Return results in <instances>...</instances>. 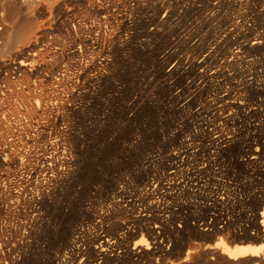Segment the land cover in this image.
I'll return each mask as SVG.
<instances>
[{
    "label": "bare ground",
    "instance_id": "bare-ground-1",
    "mask_svg": "<svg viewBox=\"0 0 264 264\" xmlns=\"http://www.w3.org/2000/svg\"><path fill=\"white\" fill-rule=\"evenodd\" d=\"M149 108L179 147L92 206L87 135ZM0 264H264V0H0Z\"/></svg>",
    "mask_w": 264,
    "mask_h": 264
},
{
    "label": "rangeland",
    "instance_id": "rangeland-1",
    "mask_svg": "<svg viewBox=\"0 0 264 264\" xmlns=\"http://www.w3.org/2000/svg\"><path fill=\"white\" fill-rule=\"evenodd\" d=\"M123 73V72H122ZM121 77L123 78V74ZM198 107H190V111L197 110ZM99 112L97 105L91 108L90 116L95 117ZM102 116V115H101ZM204 115H202V118ZM131 121L127 122L121 118L117 110L111 111L105 124L97 133L94 132L89 138V148L85 150L83 159V172L80 177L81 190L91 188L89 201L92 206H102L107 202L111 194L112 179L125 178L129 180L131 186L142 188L146 177L139 172L138 162L144 155H150L156 159L166 156L171 150L177 149L180 138H172L171 136L157 137L159 131H171L176 124L182 126L178 118L161 112L156 108L142 110L135 116H131ZM45 123V120H43ZM76 124L79 127L80 121L76 123V116L69 117L68 120L60 125L62 130L73 128L76 132ZM196 127V126H195ZM194 127V130H195ZM81 127H79L80 129ZM193 130V129H192ZM191 130V131H192ZM199 129L196 128V131ZM183 127V133L179 136H192V132ZM159 134V133H158ZM131 137L139 139V143L134 147H130ZM197 152L199 153V163L197 169L203 168L202 162V144L200 139H196ZM111 144V145H110ZM127 146V151L122 148ZM226 165L223 181L230 182L233 177L242 174L237 163L227 161L223 158ZM226 159V160H225ZM136 164V165H135ZM239 177V176H238ZM217 179L221 177L216 176ZM242 177H239V179ZM206 181L204 175H201L200 182L203 185ZM76 218V212L70 215ZM87 221V220H85Z\"/></svg>",
    "mask_w": 264,
    "mask_h": 264
}]
</instances>
